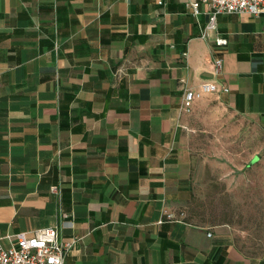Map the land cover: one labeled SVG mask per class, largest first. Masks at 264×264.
Listing matches in <instances>:
<instances>
[{"label":"crops","instance_id":"crops-1","mask_svg":"<svg viewBox=\"0 0 264 264\" xmlns=\"http://www.w3.org/2000/svg\"><path fill=\"white\" fill-rule=\"evenodd\" d=\"M207 20L186 0H0L4 246L54 225L77 238L63 264H264L187 214L189 139L264 135V11ZM211 80L228 90L186 110Z\"/></svg>","mask_w":264,"mask_h":264},{"label":"rangeland","instance_id":"rangeland-1","mask_svg":"<svg viewBox=\"0 0 264 264\" xmlns=\"http://www.w3.org/2000/svg\"><path fill=\"white\" fill-rule=\"evenodd\" d=\"M189 139L191 197L186 209L195 221L226 226L246 254L264 257V135Z\"/></svg>","mask_w":264,"mask_h":264},{"label":"built area","instance_id":"built-area-1","mask_svg":"<svg viewBox=\"0 0 264 264\" xmlns=\"http://www.w3.org/2000/svg\"><path fill=\"white\" fill-rule=\"evenodd\" d=\"M194 14L199 12L200 4L207 6L208 20L201 33L208 36L216 28V16L219 13H250L258 15L264 11V0H186ZM226 40L216 36V43ZM222 58L213 60L214 72H219ZM228 90L227 85L216 81H203L197 88H187L183 94V106L189 110L192 101L205 93ZM210 234V232H208ZM10 237L9 235H7ZM77 238L61 239L57 226L39 227L31 231L14 234L9 245L0 242V264H63L65 254L74 247Z\"/></svg>","mask_w":264,"mask_h":264}]
</instances>
